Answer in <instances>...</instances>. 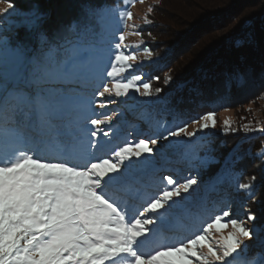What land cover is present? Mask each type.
<instances>
[{"label":"snow or ice","instance_id":"obj_1","mask_svg":"<svg viewBox=\"0 0 264 264\" xmlns=\"http://www.w3.org/2000/svg\"><path fill=\"white\" fill-rule=\"evenodd\" d=\"M16 11L10 0L0 7L7 18ZM27 16L23 24L37 49L0 39V264H256L264 255V223L200 197L222 181V173L200 178L218 158L187 154L196 175L181 180L161 163L177 146L171 138L214 129L215 111L172 127L148 123L134 139L123 135L124 105L153 94L143 66L131 63L141 49L149 57L153 51L143 41L135 50L125 44L130 34L143 36L124 31L133 20L127 6L121 15L77 0L71 21L51 36L47 12L33 7ZM249 78L238 73L237 86ZM192 124L199 128L189 132ZM224 128L234 131L227 120ZM161 141L168 143L154 151ZM238 188L248 200L258 191L254 183ZM229 225L225 236L221 229Z\"/></svg>","mask_w":264,"mask_h":264},{"label":"trees","instance_id":"obj_2","mask_svg":"<svg viewBox=\"0 0 264 264\" xmlns=\"http://www.w3.org/2000/svg\"><path fill=\"white\" fill-rule=\"evenodd\" d=\"M46 1L29 0L28 3L31 7L22 5L20 7L21 14L17 18L24 21L28 18L27 14L30 10L33 7H38L41 11L48 13L49 22L45 28L51 36L59 25L71 21L77 0H65L60 6L55 3L52 13ZM115 1L118 0H104L103 2L93 0L100 6L113 4ZM215 1L194 0L199 5H192V13L195 10L197 12L204 11L202 18H207V22L201 23V27L205 26V28L195 36L194 40L191 35L182 42L168 43L170 45L163 46V52H159V54L154 47V44L157 43H154L153 40L148 42L154 55L150 62L151 75L155 79L158 77V80L177 64L179 51V59L183 58L182 54L185 51H190L191 54L189 53L190 57L185 61V67L177 73L175 79H172L176 81L179 89L169 90L159 97L157 105L152 108L153 113L146 111L139 115L143 120L150 119L149 122L152 124H161L167 121L168 124H174L176 119H180L182 123H186L211 111L218 113L230 108H241L243 105L246 106L248 100H252L254 94H264V79L260 77V72L264 69V0ZM151 14L152 27H154L153 25L160 27L162 23L165 26L169 25L165 22L155 21L153 13ZM165 19L169 20L167 17ZM20 26L21 29L19 27L20 30L15 31L16 42L24 43L26 48L37 49L39 42L34 34L27 29L26 25ZM152 27L148 32L156 37L157 33ZM23 28H25L24 31ZM190 39L192 40L190 41ZM200 70H203V73L197 77L195 74ZM238 73L250 74L246 86H237L236 76ZM190 79L191 81H189ZM161 98L167 103L161 101ZM243 134L245 133L243 132ZM234 140L237 138L233 136L228 139H220V141L210 139L207 142L208 145L200 147L201 157H216L219 160V163L211 165L208 173H202V179H207L209 174L222 173L221 183L228 186L226 191H221L220 198H215L214 202H211L213 207L222 206L228 202L232 208L239 205H243L245 209L250 208L251 200H247L246 193V196L243 197L245 190L238 188V185L249 182L250 177L264 176V158H262L264 138L246 134L243 136V141ZM174 164L176 168L181 166L185 172H192L184 157L183 159L178 158ZM256 165H259L261 169L259 167L256 170L254 168ZM226 168L228 171H225ZM249 170L250 174L252 171H257V174L249 175ZM219 184L214 188L222 190V185ZM261 223H264V218Z\"/></svg>","mask_w":264,"mask_h":264},{"label":"rangeland","instance_id":"obj_3","mask_svg":"<svg viewBox=\"0 0 264 264\" xmlns=\"http://www.w3.org/2000/svg\"><path fill=\"white\" fill-rule=\"evenodd\" d=\"M29 0H10L17 9V11L12 15L11 18H7L4 15H0V39H7L13 46H15L18 42H16V33L15 31L20 30L21 26L24 25L23 21L19 20L17 16L21 14L20 7L23 5H29ZM65 0H47L46 3H48V8L50 9V12L52 13L53 5L58 4L60 6ZM98 1V0H97ZM104 1V0H100ZM200 1V0H199ZM209 2L210 0H206ZM215 1V0H214ZM9 2V0H5V3H0V7L6 6V3ZM26 3V4H25ZM216 3V1H215ZM113 8H118L120 10V14L123 15L124 8L127 6V10H130L133 13V20L128 21L129 27L124 28V31L127 33H132L133 31H142L143 36L140 35H128L125 44L128 45L129 50H135L138 46L141 45V41H143V44L147 45L149 48L148 42L150 40L155 41L154 44L157 53L163 52V46L170 45L168 43L173 42L179 43L188 38L189 36L193 35V40L195 39V36L201 33L200 31H203L205 26L201 27V23L207 22V18H202V14H204V11L197 12L196 10L192 13V5H199L198 3L194 2V0H143V2H140V0H135V5L131 6V0H118L115 1L113 4H107ZM154 8V9H153ZM47 9V8H46ZM149 9H152V11H149ZM10 12L12 10H9ZM207 11V10H206ZM210 11V10H209ZM155 18V21H159L160 23L165 22L168 26L160 24V27L156 25H153L152 27L151 23H146L145 18L148 20L152 19V14ZM164 14V16H162ZM150 17V18H149ZM168 18L169 20H166L165 18ZM204 21V22H203ZM20 24V25H19ZM19 25V26H18ZM134 26V27H132ZM20 27V29H19ZM153 28L157 35L154 37L153 34L150 33V28ZM23 31L25 28L22 29ZM216 34V33H215ZM22 38V37H20ZM192 39H190L191 41ZM158 41V42H156ZM20 43V42H19ZM159 43V44H158ZM24 44V43H21ZM195 45V43H193ZM190 47V46H189ZM188 47V49H189ZM195 47V46H194ZM150 49V48H149ZM191 49H194L191 47ZM196 49V48H195ZM190 51H185L182 56L183 58L179 59L180 51L177 53V64L173 66V68H170L166 73H164L161 76V79L158 80L155 79L151 75V65L150 62L153 60L154 55L151 57L146 56L144 54V51L141 49L137 52V59L135 61H132L131 63L134 64L137 67L143 66L142 71L140 74L144 76L148 82L152 85V96H139V94L136 95V97L130 101L126 105H124L122 111L124 115V132L123 135H129L131 134L130 138H135L137 136V128L140 130L146 131L148 129V123H150V119L148 121L143 120L140 118L139 115H142L144 112L149 111L152 112V108L157 105V99L167 93L169 90H177L179 87H177L176 81L172 80L175 79L177 73L181 72V70L185 67V61L188 59ZM155 54V53H154ZM188 54V55H186ZM191 54V53H190ZM186 55V57H185ZM203 73V70L197 71L195 75L199 77V74ZM194 75V77H195ZM171 78L169 81L168 78ZM196 78V77H195ZM193 80V79H192ZM191 81V79L189 80ZM187 83V82H186ZM185 87V86H183ZM162 89L160 93H156L155 89ZM141 91H143V88H141ZM122 103V102H121ZM121 103L113 104L110 106V108L115 109L121 107ZM98 112L104 111L101 109H97ZM153 113V112H152ZM120 119L119 115L114 116L113 124H115ZM216 119H217V125L216 127L209 128L205 132H197V136L186 138V137H173L171 138L173 143H176L177 146L173 149H168L166 151L167 156V162L162 161L161 163L164 164L166 168L171 169V172L168 174L173 175L174 178L181 180L182 178L186 179L190 176L196 175L195 171L192 169V172H185L184 168L181 166H178L176 168V165L174 163L177 162L178 158L185 159V156L191 152H195L200 158L202 155V150L200 147L208 145V141L210 139H228L229 137H236L237 140L243 141V136L246 134H249L250 136H257L259 138H264V132L259 131L260 128H264V94H254L252 100H248L246 102V106L243 105L241 108H233V109H226L221 112L216 113ZM230 121L232 129L234 131L227 132L224 128V122ZM176 122L172 125L171 123L168 124L167 122H162L164 126H177L181 124L180 119H176ZM250 125L257 129L254 132H245L244 125ZM199 128V125L192 124L189 126L188 131L193 132L196 131ZM239 132V133H237ZM243 132L245 134H243ZM199 138V139H198ZM234 140V141H237ZM179 141H187V145L184 146L180 145ZM168 141H161L155 146H152L155 149L160 148L161 144H166ZM151 146V145H150ZM259 165L254 166V168H259ZM175 169H177L175 171ZM261 169V167L259 168ZM179 171V173H178ZM185 173V174H184ZM189 173V174H188ZM203 173V172H202ZM256 173L257 171H252L249 175H252ZM184 174V175H183ZM204 174V173H203ZM201 174V179L202 175ZM223 176V174H222ZM247 183H254L258 186V191L254 199L250 201V208L245 209L243 205H239L237 207L232 208L237 215H243L246 212H251L252 214L257 216V223H261L262 218H264V176L263 177H256L255 181L252 180V177L249 178V182ZM222 185V190L219 188L216 189L214 187H208L207 189H202L200 192V197L210 206L213 207V204L211 202H214L215 198H220L221 191L227 189L226 184H219ZM224 188V189H223ZM246 192L243 191V197H245ZM214 198V199H213ZM261 199L262 201L260 202ZM248 200V198H247ZM230 204V203H229ZM231 205V204H230ZM224 205L220 206L223 207ZM232 207V205H231ZM248 227H253V223H249ZM223 234L227 236L232 230L231 226L229 225L227 228L221 229ZM217 237L219 236V233L215 234ZM246 244H252V241H245ZM260 249L258 247H253L251 249V252L253 254L259 252ZM256 264H264V255H259L255 257Z\"/></svg>","mask_w":264,"mask_h":264}]
</instances>
